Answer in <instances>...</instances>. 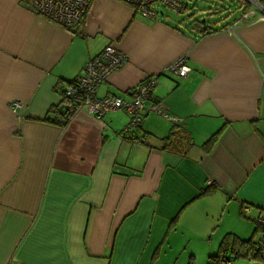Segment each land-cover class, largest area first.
<instances>
[{
  "label": "crops",
  "instance_id": "crops-1",
  "mask_svg": "<svg viewBox=\"0 0 264 264\" xmlns=\"http://www.w3.org/2000/svg\"><path fill=\"white\" fill-rule=\"evenodd\" d=\"M180 1L152 17L91 0L65 28L27 0H0V264H174L178 250L194 258L189 240L209 252L227 234L262 238L264 13L251 0L230 1L226 18L190 5L210 12L197 20ZM107 46L126 59L97 97L130 100L156 76L168 117L132 124L121 109L99 120L80 108L66 118L62 93ZM180 57L181 77L166 70Z\"/></svg>",
  "mask_w": 264,
  "mask_h": 264
},
{
  "label": "built area",
  "instance_id": "built-area-1",
  "mask_svg": "<svg viewBox=\"0 0 264 264\" xmlns=\"http://www.w3.org/2000/svg\"><path fill=\"white\" fill-rule=\"evenodd\" d=\"M91 0H27L26 6L30 11L39 14L50 21L56 22L65 28L76 26L83 18L86 8ZM133 8L147 16H155L157 5L183 10L184 5L180 0H122ZM256 9L264 13V7L255 1ZM253 13V12H251ZM251 13H246L244 19L248 22L255 20ZM125 56L113 46L105 47L99 54L88 59L82 72L75 80L71 81L64 90L63 99L67 103L66 118L77 109L84 108L99 120L103 115L115 109H121L131 116L132 124H140L146 112L152 111L157 114L168 115L163 111L160 102L153 98L151 89L156 83V76L144 78L135 88L134 95L130 100H125L117 95L97 97L96 91L100 83L125 60ZM166 70L179 77L186 76L189 67L184 63V57L178 58L167 66ZM20 101L11 102L14 112L21 107ZM176 120V119H174ZM257 224L264 227V211L256 218ZM258 255L264 260V238L257 242ZM219 264H231L227 259H220Z\"/></svg>",
  "mask_w": 264,
  "mask_h": 264
},
{
  "label": "rangeland",
  "instance_id": "rangeland-1",
  "mask_svg": "<svg viewBox=\"0 0 264 264\" xmlns=\"http://www.w3.org/2000/svg\"><path fill=\"white\" fill-rule=\"evenodd\" d=\"M184 2H186V4H189V7L190 5H196L198 7H204L206 9L207 5L210 6L212 9H215L216 8L219 10L218 12H214L215 14H219V15H222V18L223 17H228L227 14H229V12L227 13V6L230 1H233V0H183ZM203 5V6H202ZM218 5H220V7H217ZM222 8L224 9V11L222 10ZM166 11H169V9H165ZM189 10H192L194 11L195 8L193 7H190ZM168 13H171V12H168ZM198 13H201V15H197ZM210 12H190L189 15L190 16H194L197 20L201 19L202 17L205 18V19H209L211 16H209ZM216 20H219L217 17L215 18ZM224 224L221 225V226H217L216 230H221L223 228ZM217 231V232H218ZM216 232V233H217ZM189 234V233H188ZM178 245H182L184 244L185 242V239L184 237H179L178 238ZM219 243V242H218ZM218 243L214 244L213 243H210V250H208L209 252L206 251L205 249V246L203 247V245H205V243L202 244V242H200V244H202L201 246H198L199 245V241L198 240H189V247L190 246H193L194 247V251H195V256L194 258L192 257H188V254L186 253H182V250H178L177 251V254L176 256H173L171 259H175L176 262L174 264H188V261H189V264H206L207 262V253H212V254H216L217 251H218ZM177 245V244H176ZM178 248H180L179 246H177ZM199 249V250H198ZM211 255V254H209ZM188 257V258H187ZM228 259L231 261L232 264H241L244 263V264H247V262L245 260H242V259H239V258H234L233 256L229 255L228 254ZM187 258V260H186ZM194 261V262H193ZM257 263L258 264H261L260 261L257 260ZM264 264V263H262Z\"/></svg>",
  "mask_w": 264,
  "mask_h": 264
},
{
  "label": "trees",
  "instance_id": "trees-1",
  "mask_svg": "<svg viewBox=\"0 0 264 264\" xmlns=\"http://www.w3.org/2000/svg\"><path fill=\"white\" fill-rule=\"evenodd\" d=\"M246 10L247 8L245 9V11ZM212 140L213 138L211 137L205 144H209ZM256 229L261 231L262 238H264V227H261L259 224L256 223ZM257 242L258 241H254L252 238L243 240L227 234L218 244L219 248L217 253L207 257L208 259L206 264H219L220 259H228V254L233 256L234 258L245 257L251 260L259 259L260 256L258 255L259 253Z\"/></svg>",
  "mask_w": 264,
  "mask_h": 264
},
{
  "label": "water",
  "instance_id": "water-1",
  "mask_svg": "<svg viewBox=\"0 0 264 264\" xmlns=\"http://www.w3.org/2000/svg\"><path fill=\"white\" fill-rule=\"evenodd\" d=\"M249 263H250V264H253V262H252V260H251V259L249 260Z\"/></svg>",
  "mask_w": 264,
  "mask_h": 264
}]
</instances>
